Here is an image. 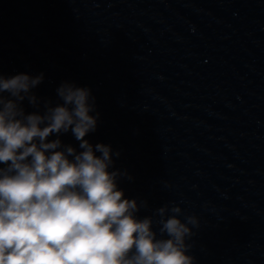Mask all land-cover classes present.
<instances>
[{"label":"water","instance_id":"1","mask_svg":"<svg viewBox=\"0 0 264 264\" xmlns=\"http://www.w3.org/2000/svg\"><path fill=\"white\" fill-rule=\"evenodd\" d=\"M175 206L194 264H264V0H139Z\"/></svg>","mask_w":264,"mask_h":264},{"label":"clouds","instance_id":"2","mask_svg":"<svg viewBox=\"0 0 264 264\" xmlns=\"http://www.w3.org/2000/svg\"><path fill=\"white\" fill-rule=\"evenodd\" d=\"M43 80L0 74V264H194V217L167 205L158 219L139 217L147 202L118 188L133 179L115 169L120 153L85 138L99 120L91 90L62 82L60 103L44 101L41 113L33 90ZM69 132L80 151L62 146Z\"/></svg>","mask_w":264,"mask_h":264}]
</instances>
